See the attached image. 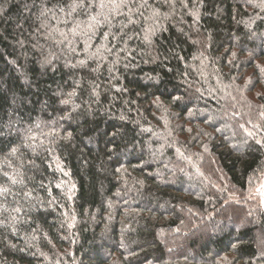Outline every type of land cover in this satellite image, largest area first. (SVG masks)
Listing matches in <instances>:
<instances>
[{"label":"trees","instance_id":"obj_1","mask_svg":"<svg viewBox=\"0 0 264 264\" xmlns=\"http://www.w3.org/2000/svg\"><path fill=\"white\" fill-rule=\"evenodd\" d=\"M89 2L0 0V264H264V0Z\"/></svg>","mask_w":264,"mask_h":264},{"label":"snow or ice","instance_id":"obj_2","mask_svg":"<svg viewBox=\"0 0 264 264\" xmlns=\"http://www.w3.org/2000/svg\"><path fill=\"white\" fill-rule=\"evenodd\" d=\"M125 0H109L108 4H105L103 0L99 3V7L101 9L105 7L114 8L115 10H119L120 7H126ZM24 7L27 9V4L24 5ZM93 7V4L89 2V0H72V3L68 5L69 12L68 15H71L72 13L76 12L78 9H88ZM60 11H64L63 8L60 9ZM48 10L44 9L41 11L40 16H46ZM39 19V17H38ZM93 20H96V17H92ZM131 23V21H129ZM45 25H41V27H44ZM79 27V25H77ZM122 39V37H121ZM15 183V181H13ZM4 191H7L6 189Z\"/></svg>","mask_w":264,"mask_h":264}]
</instances>
